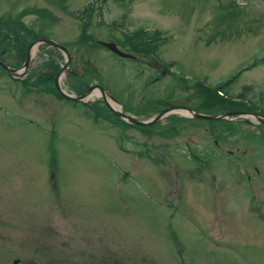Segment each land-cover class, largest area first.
<instances>
[{
	"label": "rangeland",
	"instance_id": "rangeland-1",
	"mask_svg": "<svg viewBox=\"0 0 264 264\" xmlns=\"http://www.w3.org/2000/svg\"><path fill=\"white\" fill-rule=\"evenodd\" d=\"M93 1L0 0L7 62L20 67L36 39L16 41L21 19L70 49L68 92L99 83L143 119L169 106L264 114V0H101L85 29L76 12ZM141 28L160 32L147 55L124 45ZM35 48L24 79L0 66V264H264V124L174 113L127 125L102 97L93 109L32 84L48 58L66 61ZM197 81H229L216 92L242 105Z\"/></svg>",
	"mask_w": 264,
	"mask_h": 264
},
{
	"label": "water",
	"instance_id": "water-1",
	"mask_svg": "<svg viewBox=\"0 0 264 264\" xmlns=\"http://www.w3.org/2000/svg\"><path fill=\"white\" fill-rule=\"evenodd\" d=\"M100 44L105 46L107 49L110 51L114 52L115 54L123 57H129L132 58L134 55L130 52H126L122 50L116 42H105V41H99ZM40 44H47L51 45L61 52L66 54V61L65 64L62 65L61 69L55 76V85L58 90V92L63 95L66 99L72 100L75 102H79L82 104H89V99L93 97V94L95 91L100 92V96L102 97L106 105L120 118H122L124 121H126L129 124L132 125H142V126H150L153 125L157 122H160L164 118L168 117L170 114L178 113V114H183V115H188L194 118H199V119H207V120H246L250 121L251 119L256 120L258 124H264V115L256 112H233V111H227L223 112L220 114H209V113H203L198 110H195L190 107H175L171 106L168 107L153 117L149 119H143L139 118L136 116H133L130 113H127L124 111V109L120 106V108H117L113 106L107 99V96L110 97L115 103H117L116 99L112 96V94L105 89L102 85L100 84H93L90 85L88 89H86L83 93L81 94H76V93H71L66 91L63 86H62V80L65 75L68 74V72L71 70V62H72V53L70 50L63 45L62 43L50 39V38H37L28 47L27 50V57L24 63L20 67H12L10 66L0 55V65L5 68L8 72V74L13 77L14 79H24V77L27 76L29 73V70L32 67L33 61L35 56H32V50L34 47L40 45ZM64 75V76H63ZM118 104V103H117ZM178 109H182L185 112L180 113L177 111Z\"/></svg>",
	"mask_w": 264,
	"mask_h": 264
},
{
	"label": "trees",
	"instance_id": "trees-1",
	"mask_svg": "<svg viewBox=\"0 0 264 264\" xmlns=\"http://www.w3.org/2000/svg\"><path fill=\"white\" fill-rule=\"evenodd\" d=\"M97 1H101V0H95L92 3H88L82 10L76 12L78 17L83 21V25H84L85 29H87L88 26L90 25V23L92 22L94 15L96 13H98V12H96V7H95V4ZM105 1L106 0H102L101 2L103 3ZM99 9H102V6H100ZM42 12L47 13V11H45V10ZM7 22L8 21L6 19L0 18V33H3L2 30L6 28ZM17 22H18L19 28H18V32L15 33V38H16V41L18 43L20 42V39H19V37L21 36L20 34H23V32H27L28 34L36 36V38L39 37L40 34L37 35L36 31L33 28H31L30 26H28L27 24L23 23L21 21V19H18ZM10 31L14 32V30H10ZM150 34H151V32L146 31L142 28L137 29L136 31H131L130 33H126L125 34L126 39L124 41V45L126 44V47L131 48V50H132V48L137 49V47L142 48L143 51L147 55V53L149 54L151 52L156 51V46L153 44L158 43L159 38H160L158 36V35H160V32H157V33L155 32L152 35H150ZM29 41L30 40H25V42L23 43V46H22L23 57L27 56L26 51H27V48L29 45ZM121 45H123V43ZM8 51H9V48L4 47L3 41L0 40V55L4 58V60L6 62H7V57H9L8 53H7ZM57 52L59 53V51H57ZM6 53H7V56H6ZM52 57L48 58L47 61L45 62L46 66H48L49 70H45V71L41 70V72H38L37 74L32 76L33 80H34V82H32V84H35L36 86L43 85L46 88L56 90L57 91L56 94H58V96L60 98L66 99L63 95H61L58 92V90L56 89V86L54 84L55 74L60 69L61 64L58 63L57 59H53ZM8 64L11 65L10 63H8ZM73 67H74L73 69H75V66H73ZM237 76L238 75H236V77ZM233 79H234V77L231 78L230 80H233ZM195 84H197V86L194 88L198 91L199 95H202L205 97V94H207V92L213 91L214 96H212V98L215 100L218 99L220 101L222 99L224 101V102L221 101V102H223V104L228 103L230 105V103H232V104L242 105L241 103L229 102L228 100H226L224 97L220 96L216 92L217 89L225 91L224 88L226 87V84L219 86V87H216V88H210V86H207L206 84H204L203 81H197V83H195ZM84 87L86 89L88 87V85L86 84ZM238 97H244V93H241L240 95H238ZM210 100H211V95L207 96V98L205 99L207 104L209 103ZM226 106H228V105H226ZM236 108H238V110H240V107H236Z\"/></svg>",
	"mask_w": 264,
	"mask_h": 264
},
{
	"label": "bare ground",
	"instance_id": "bare-ground-1",
	"mask_svg": "<svg viewBox=\"0 0 264 264\" xmlns=\"http://www.w3.org/2000/svg\"><path fill=\"white\" fill-rule=\"evenodd\" d=\"M35 51H36V48L34 47L33 50H32V56H35ZM93 95L99 97L100 96V92L99 91H95ZM107 99L113 106L117 107V103H115L110 97L107 96ZM179 111L184 112L183 110H179Z\"/></svg>",
	"mask_w": 264,
	"mask_h": 264
},
{
	"label": "flooded vegetation",
	"instance_id": "flooded-vegetation-1",
	"mask_svg": "<svg viewBox=\"0 0 264 264\" xmlns=\"http://www.w3.org/2000/svg\"><path fill=\"white\" fill-rule=\"evenodd\" d=\"M158 66H159V65H158ZM91 105H92V104H89V106H91ZM94 105H95V104H94ZM91 107L94 109L95 106H94V107L91 106ZM95 108H96V107H95ZM122 122H124V120H122ZM127 125H130V124L127 123ZM137 126H138V125H137ZM137 126H136V127H137Z\"/></svg>",
	"mask_w": 264,
	"mask_h": 264
}]
</instances>
